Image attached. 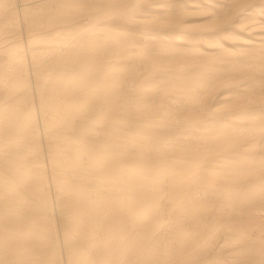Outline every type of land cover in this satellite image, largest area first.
<instances>
[{
    "label": "rangeland",
    "instance_id": "374dc122",
    "mask_svg": "<svg viewBox=\"0 0 264 264\" xmlns=\"http://www.w3.org/2000/svg\"><path fill=\"white\" fill-rule=\"evenodd\" d=\"M0 264H264V0H0Z\"/></svg>",
    "mask_w": 264,
    "mask_h": 264
}]
</instances>
